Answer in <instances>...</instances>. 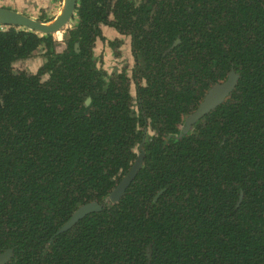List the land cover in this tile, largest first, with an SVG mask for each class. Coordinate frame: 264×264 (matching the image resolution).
<instances>
[{"label":"trees","instance_id":"16d2710c","mask_svg":"<svg viewBox=\"0 0 264 264\" xmlns=\"http://www.w3.org/2000/svg\"><path fill=\"white\" fill-rule=\"evenodd\" d=\"M63 33L59 49L0 26V256L264 264V0H78ZM125 39L131 71L109 74L95 51L121 58ZM37 53L36 72L16 67ZM90 202L103 209L59 234Z\"/></svg>","mask_w":264,"mask_h":264},{"label":"water","instance_id":"95a60500","mask_svg":"<svg viewBox=\"0 0 264 264\" xmlns=\"http://www.w3.org/2000/svg\"><path fill=\"white\" fill-rule=\"evenodd\" d=\"M78 0H63V7L61 13L58 16L49 21L42 22L26 15H23L17 11L0 8V24L6 26H18L24 27L31 31L40 32L45 35H56L65 30L72 22L76 10H77ZM235 88V82L233 80L225 81L215 88L210 90L203 101L202 108L203 111L209 113L213 109L217 108L224 100L230 95V93ZM145 154L141 153L138 159L133 164L130 171L124 176L119 185L111 193L110 198L114 202H118L126 194L127 189L135 180L139 171L143 167ZM103 209V205L98 202H90L84 206H81L72 217L66 222L62 228L59 230V234L70 230L75 226L80 220L86 216L100 212ZM0 264H7V259L5 256H0Z\"/></svg>","mask_w":264,"mask_h":264},{"label":"rangeland","instance_id":"374dc122","mask_svg":"<svg viewBox=\"0 0 264 264\" xmlns=\"http://www.w3.org/2000/svg\"><path fill=\"white\" fill-rule=\"evenodd\" d=\"M3 2L9 4V7L12 10L28 15L36 20L43 15V21L55 19L58 14L61 13L63 7V0H3ZM63 36L64 35L62 34L61 37H58L56 34L54 37L55 40L59 42V40H63ZM117 37L118 34H109V38ZM59 45V49H62L65 44L59 43ZM118 50L122 53L121 58L115 57L108 44L101 42L95 51L99 66L105 69L109 74L119 73L124 68L130 72L133 66L129 39H125L124 44L121 45ZM37 54L38 55L34 59L28 60L27 62H20L16 67L19 69H25L30 73L36 72L39 67V53ZM133 93L135 94V90H133Z\"/></svg>","mask_w":264,"mask_h":264},{"label":"flooded vegetation","instance_id":"af4514ba","mask_svg":"<svg viewBox=\"0 0 264 264\" xmlns=\"http://www.w3.org/2000/svg\"><path fill=\"white\" fill-rule=\"evenodd\" d=\"M9 6H10L9 4L3 2V0H0V8L11 9ZM11 10H12V9H11ZM14 11H15V10H14ZM19 13H20V12H19ZM21 14H22V13H21ZM23 15H24V14H23ZM26 16H28V15H26ZM28 17H29V16H28ZM42 18H44L43 15H41V16L38 18V20L43 22ZM0 25H2L3 27L6 26V25H3V24H0ZM61 35H62V34H61Z\"/></svg>","mask_w":264,"mask_h":264},{"label":"clouds","instance_id":"9594fccd","mask_svg":"<svg viewBox=\"0 0 264 264\" xmlns=\"http://www.w3.org/2000/svg\"><path fill=\"white\" fill-rule=\"evenodd\" d=\"M51 20H53V19H51ZM51 20H50V21H51ZM63 31H64V30H63ZM63 31H62L61 33L64 35ZM63 41H64V36H63V40H62V41H61V40H59V42H58V43H60V44H62V43H63V44H64V42H63Z\"/></svg>","mask_w":264,"mask_h":264},{"label":"bare ground","instance_id":"6f19581e","mask_svg":"<svg viewBox=\"0 0 264 264\" xmlns=\"http://www.w3.org/2000/svg\"><path fill=\"white\" fill-rule=\"evenodd\" d=\"M61 34H62V33H60V34H59V33H57L58 37H61V36H62Z\"/></svg>","mask_w":264,"mask_h":264},{"label":"built area","instance_id":"2783aa9c","mask_svg":"<svg viewBox=\"0 0 264 264\" xmlns=\"http://www.w3.org/2000/svg\"><path fill=\"white\" fill-rule=\"evenodd\" d=\"M1 26V25H0Z\"/></svg>","mask_w":264,"mask_h":264}]
</instances>
